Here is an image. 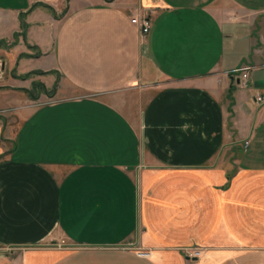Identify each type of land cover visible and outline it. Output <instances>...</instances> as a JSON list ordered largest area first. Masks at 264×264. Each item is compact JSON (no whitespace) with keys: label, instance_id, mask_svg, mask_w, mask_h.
Listing matches in <instances>:
<instances>
[{"label":"crops","instance_id":"1","mask_svg":"<svg viewBox=\"0 0 264 264\" xmlns=\"http://www.w3.org/2000/svg\"><path fill=\"white\" fill-rule=\"evenodd\" d=\"M0 66V264H264V0H0Z\"/></svg>","mask_w":264,"mask_h":264},{"label":"built area","instance_id":"2","mask_svg":"<svg viewBox=\"0 0 264 264\" xmlns=\"http://www.w3.org/2000/svg\"><path fill=\"white\" fill-rule=\"evenodd\" d=\"M133 23L136 24L139 27V31L142 37H145L149 30H150V20L148 17L144 16V17H136L132 19ZM3 77V72L0 66V81L2 80ZM250 75L249 73H242L241 75V80L244 86H246L247 82L249 81ZM255 102L257 103H263L264 102V97L263 96H257L255 98ZM247 145V143H245V146ZM202 251L200 249H194L192 252H190L188 254L189 258H199L201 256Z\"/></svg>","mask_w":264,"mask_h":264},{"label":"trees","instance_id":"3","mask_svg":"<svg viewBox=\"0 0 264 264\" xmlns=\"http://www.w3.org/2000/svg\"><path fill=\"white\" fill-rule=\"evenodd\" d=\"M67 1V0H65ZM53 15L54 17H59L60 15H56L53 10L49 7H46ZM64 13V10L62 11L61 15ZM20 30H21V36L23 39H25V31H26V24L23 20V17H20ZM28 48H32L30 46H28ZM31 74H41V72H33V73H29L26 76H29ZM55 89H52L50 91H48L43 84H35L33 85V87L30 90H26V94L31 98V99H36L37 98V94L39 93H44L47 96H52L54 94Z\"/></svg>","mask_w":264,"mask_h":264},{"label":"rangeland","instance_id":"4","mask_svg":"<svg viewBox=\"0 0 264 264\" xmlns=\"http://www.w3.org/2000/svg\"><path fill=\"white\" fill-rule=\"evenodd\" d=\"M68 242H66L64 239H62L61 237H59L56 241H55V243H53V244H58V246L60 247V246H62V245H66ZM194 250V249H193ZM193 250H190V251H188L187 252V254H189L190 252H192ZM202 251V250H201ZM197 259V258H196Z\"/></svg>","mask_w":264,"mask_h":264}]
</instances>
